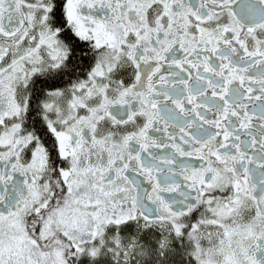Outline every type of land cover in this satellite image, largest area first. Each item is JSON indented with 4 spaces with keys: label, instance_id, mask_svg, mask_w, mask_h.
I'll return each instance as SVG.
<instances>
[{
    "label": "snow or ice",
    "instance_id": "1",
    "mask_svg": "<svg viewBox=\"0 0 264 264\" xmlns=\"http://www.w3.org/2000/svg\"><path fill=\"white\" fill-rule=\"evenodd\" d=\"M0 264H264V0H0Z\"/></svg>",
    "mask_w": 264,
    "mask_h": 264
}]
</instances>
